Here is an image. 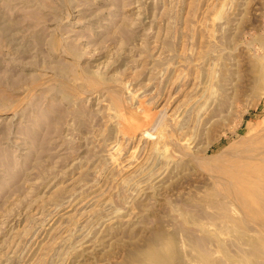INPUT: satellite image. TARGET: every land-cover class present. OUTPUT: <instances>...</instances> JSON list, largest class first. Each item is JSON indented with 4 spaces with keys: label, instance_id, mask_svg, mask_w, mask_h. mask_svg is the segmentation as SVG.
Instances as JSON below:
<instances>
[{
    "label": "rangeland",
    "instance_id": "374dc122",
    "mask_svg": "<svg viewBox=\"0 0 264 264\" xmlns=\"http://www.w3.org/2000/svg\"><path fill=\"white\" fill-rule=\"evenodd\" d=\"M263 87L264 0H0V264H264Z\"/></svg>",
    "mask_w": 264,
    "mask_h": 264
},
{
    "label": "bare ground",
    "instance_id": "6f19581e",
    "mask_svg": "<svg viewBox=\"0 0 264 264\" xmlns=\"http://www.w3.org/2000/svg\"><path fill=\"white\" fill-rule=\"evenodd\" d=\"M263 88H264V87H263ZM215 143H216V141L210 143V144L206 147L205 152H208V151L211 149V147H212ZM207 159H208V158H207ZM222 160H223V159H222Z\"/></svg>",
    "mask_w": 264,
    "mask_h": 264
}]
</instances>
